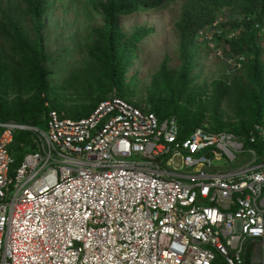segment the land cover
<instances>
[{
    "label": "built area",
    "instance_id": "obj_1",
    "mask_svg": "<svg viewBox=\"0 0 264 264\" xmlns=\"http://www.w3.org/2000/svg\"><path fill=\"white\" fill-rule=\"evenodd\" d=\"M29 129L17 165L11 146ZM249 254L264 264V122L182 137L175 116L117 92L87 117L50 108L46 129L0 121V264H248Z\"/></svg>",
    "mask_w": 264,
    "mask_h": 264
},
{
    "label": "trees",
    "instance_id": "obj_2",
    "mask_svg": "<svg viewBox=\"0 0 264 264\" xmlns=\"http://www.w3.org/2000/svg\"><path fill=\"white\" fill-rule=\"evenodd\" d=\"M49 1L27 0L25 9L14 2L7 4L0 11V39L4 40L5 44H11L12 49L19 45L25 53L44 57L45 46L42 40L36 43L35 49L27 45L28 34L24 35L26 30L24 22H29L30 28L38 33L42 32L45 27L42 18L50 7ZM165 1H99L104 9L107 31L103 41L88 42L89 51L93 53L96 65L72 68L70 76L64 81L63 86L67 93L73 92L84 100L81 106L68 111L63 102L56 103L51 99L55 94L48 79L54 72L45 65H36V72L31 77L36 87L38 106L26 107L19 102L14 103L12 107L6 106L1 99V89L16 82L18 75L9 71L6 62L7 53L3 46H0V121L13 120L21 124L31 123L43 127L46 125L50 108L63 110L71 118L87 117L109 96V90L116 88L118 95L146 112L155 113L160 120L175 116L182 137L205 125L214 131L225 130L238 135L249 134L256 123L264 122V64L261 61V55L264 54V0H185L181 7V18L176 23L181 43L179 49L181 67L168 71L166 63H163V68L153 79L155 92L156 89L161 92L160 99L156 100L151 96L146 107L143 103L129 99L127 94L130 91L125 90L122 84L127 61L130 62L137 52L135 47L137 40L143 39L146 30L141 29V32L137 31L131 37H126L125 29L120 26L116 15L127 16L135 11L155 12L163 7ZM218 12H223L221 21L218 19ZM209 26H213L214 38L225 39L228 44L225 56L230 58L235 55L236 63L243 65L245 69L242 71L243 74L236 73L229 76L230 81L219 79L213 82V96L209 107L212 111L211 126L201 123L205 112L201 107L202 103L206 102V98L189 96L188 102L198 109L195 113L188 112L186 115L183 114L184 110L189 107L180 104L181 99L177 101V91L180 97L186 94L185 87L195 66L190 45L195 44L200 31ZM232 31H237L238 34L228 38ZM203 40L207 41V39ZM96 72L98 75L95 74ZM107 84L110 85V89ZM173 84H176L177 91L173 88ZM168 92L171 97L165 102L164 98ZM47 102L49 107L46 106ZM193 114L195 116L192 118ZM224 117L227 121H223ZM27 136L28 133L23 130L15 134L11 151L16 155L17 165L20 164L24 153L33 146L31 137L27 139ZM22 141H27L29 146L24 145Z\"/></svg>",
    "mask_w": 264,
    "mask_h": 264
},
{
    "label": "rangeland",
    "instance_id": "obj_3",
    "mask_svg": "<svg viewBox=\"0 0 264 264\" xmlns=\"http://www.w3.org/2000/svg\"><path fill=\"white\" fill-rule=\"evenodd\" d=\"M26 1L0 0V11L11 2L25 9ZM99 1L101 0H50V7L42 18L45 27L40 33L30 28L29 22H24L26 28L24 35L28 34L27 45L34 48L36 43L42 40L43 46H45L44 57L25 53L19 45L12 49L11 44H5L4 40L0 39V46H3L2 48L7 53L8 69L11 73L18 75L16 82H13L12 85L7 83L9 86L1 89V99H3L6 106L12 107L16 102L24 104L26 107L38 106L36 87L31 78L36 72V65H45L54 72L53 76L48 79L51 90L55 94L51 99H54L56 103L63 102L67 111L82 105L84 100H81L80 96L75 95L73 92L67 93L63 84L70 76L72 68L78 69L96 65L93 59L94 55L91 50L89 51L88 42L103 41L107 31L104 9ZM184 1L166 0L163 7L155 12L135 11L127 16L116 15L120 26L125 29L126 37H131L137 31L141 32V29L146 30L143 39L137 40L135 46L137 52H135L130 62L127 61L128 65L124 70L125 77L122 80L123 88L131 92L127 94L128 98L143 103L146 107L149 105L148 100L151 96L156 100L160 99L161 92H159V89H156L155 92L153 79L155 74L163 68V63H166V70L168 71L181 67V50H179L181 43L176 23L181 18V7ZM222 13L218 12L220 21L223 17ZM213 34V26L206 27L200 31L197 42L190 45L191 55L195 58V66L191 77L188 79V85L185 87L186 94L180 97L176 84H173V88L177 91V101L181 99L179 103L189 107L184 110V115L188 112L195 113L198 109L188 102L187 98L189 96L206 98V102L202 103L201 107L205 110L201 123L209 126L212 125V111L209 107L213 96V82L219 79L230 81L229 76L231 77L236 73L243 74L242 71H245L243 65L240 66L236 63L235 55L230 58L225 56V51L228 49L225 39L214 38ZM237 34V31H232L228 38ZM203 39H207V41L205 42ZM101 43L105 44L106 42ZM261 61L264 64V54L261 55ZM95 74L98 75V72ZM107 87L110 89V85L107 84ZM117 91L116 88H113L109 90V93ZM170 97L171 94L166 93L164 101L167 102ZM224 107L223 104V109ZM194 116L195 114L192 118ZM223 121H227L225 117ZM24 125L38 127V125L31 123H24ZM42 128L46 129V125H43ZM23 131L28 133L27 139L32 137L31 129ZM22 143L28 145L27 141H22ZM217 164H224L228 168L239 166L235 162L226 163L221 161ZM247 259L248 264H254L251 262L252 255L249 254ZM215 264L225 263L218 256Z\"/></svg>",
    "mask_w": 264,
    "mask_h": 264
}]
</instances>
